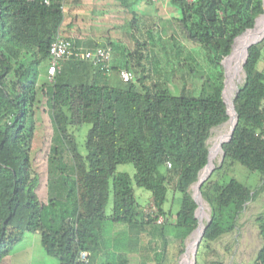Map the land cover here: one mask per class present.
Here are the masks:
<instances>
[{
    "label": "trees",
    "instance_id": "obj_1",
    "mask_svg": "<svg viewBox=\"0 0 264 264\" xmlns=\"http://www.w3.org/2000/svg\"><path fill=\"white\" fill-rule=\"evenodd\" d=\"M67 1L0 0V264L26 233L39 234L59 264L177 263L198 227L192 187L209 161L208 139L229 119L223 60L235 39L255 26L263 0H171L180 10L171 56L188 68L181 73L179 93L149 72L148 42L139 39L123 66L134 73L133 81L120 78L113 85L112 71L70 59L52 79L40 82ZM8 49L20 56L15 59ZM243 71L233 99L238 124L223 144V161L201 186L210 220L196 264H224L213 243L234 232L256 194L230 167L239 163L264 182V38L249 47ZM187 75L201 79L198 94L188 90ZM40 93L54 127L44 201L31 156V119ZM84 126L89 128L81 143L78 132ZM121 164H132L134 174L118 171ZM134 182L150 192L149 212L141 207ZM171 195L178 199L176 211L166 207ZM160 216L163 222L157 221ZM109 223L123 230L109 234ZM259 229L263 245L254 264H264V216ZM81 251L88 252V262Z\"/></svg>",
    "mask_w": 264,
    "mask_h": 264
},
{
    "label": "rangeland",
    "instance_id": "obj_2",
    "mask_svg": "<svg viewBox=\"0 0 264 264\" xmlns=\"http://www.w3.org/2000/svg\"><path fill=\"white\" fill-rule=\"evenodd\" d=\"M71 1L80 2L82 10L77 12L79 15H69L68 23L75 22V27H80L81 24V27L88 31L91 37H94L91 41L98 43L103 42L105 44H110L108 46H113L112 65L118 68L125 66V60L128 58V54L133 52L136 48L137 39L142 43L148 42L147 48L145 49L148 55L145 64L148 66L149 72L154 78L161 76L160 80L166 82L173 92L179 93L181 91L183 87L181 73L188 68L187 66L178 65V62L171 56V36H179L176 31L174 19L180 15V10L171 0H97L96 3L94 0ZM75 16H78L80 20H74ZM259 17H261V15ZM70 18H72V20H69ZM256 24L253 28L256 27ZM75 27L74 29L76 30ZM64 31V28H60L61 35ZM186 45V47H193V45L189 43ZM8 51L15 59L20 56L19 52H12L11 49H8ZM244 56V53L241 52L232 61L230 66L226 63L227 71L229 72L230 70L234 72L231 91L228 90V86H226L228 100L230 97L234 99L236 91L243 83V68L236 69V67L240 62L243 64L245 60ZM226 67L224 66L225 70ZM200 69L204 71V68ZM39 79L40 82L43 80H50L46 72V65L42 68ZM110 80L113 85L119 84L116 72L112 71L110 73ZM186 80L188 82V90L198 94L200 92L201 79L197 76L193 77L187 75ZM38 99L39 102H37L34 107V114L31 119L34 124L31 156L34 168L40 177L38 193L40 198L44 201L47 199L48 155L54 136V127L48 108L45 105V99L41 93ZM229 121L230 120H227L212 129L208 139V146L210 149L221 134L229 130ZM88 128V126H84L82 130L78 132L81 143L85 140ZM221 158L222 151L217 155L215 163L220 162ZM230 168L233 172V176L239 181L255 187L256 194L245 204L244 209L240 212L234 232L224 234L220 237L213 243V248L218 252V256L224 264H254L257 253L263 245L259 234V217L264 216V182L259 184V174L257 172H250L239 163H236ZM117 170L128 171L132 175L135 172V168L132 164H121L117 167ZM133 185L138 200L141 203V207H143L144 211L149 212L152 207L150 192L138 187L135 182ZM193 188L194 185L192 190ZM206 204L207 216L201 213L200 208L198 210L200 225L202 223L206 224L210 217V207L207 202ZM166 207L176 211L179 207L177 197L171 195L170 201ZM111 209L112 201L110 200L107 206V212L110 213ZM122 230L123 228H121V225L113 226L111 223H109L106 228L109 234ZM192 233L186 240L185 251L186 246L188 248V241H190ZM34 236L40 239L38 234L26 233L24 244L30 245L32 243V237ZM145 242L146 238H143V244ZM34 244L33 253L31 254L32 264H59L58 258L47 254L39 240L37 243L34 242ZM185 251L177 258V263L171 261L164 264H182L183 256L186 253ZM212 257H214V254L209 255V258ZM188 264H192V259H189Z\"/></svg>",
    "mask_w": 264,
    "mask_h": 264
},
{
    "label": "built area",
    "instance_id": "obj_3",
    "mask_svg": "<svg viewBox=\"0 0 264 264\" xmlns=\"http://www.w3.org/2000/svg\"><path fill=\"white\" fill-rule=\"evenodd\" d=\"M49 3L50 0H44ZM70 59L88 60L96 66L112 71L113 49L111 46H97L95 48H87L77 45L73 39L63 36L60 33L55 37L49 48L48 56V75L50 79L54 77L62 64ZM120 78L124 82L133 81L134 73L128 68H120L118 71ZM158 222H163V217L157 219ZM81 260L88 262V252L81 251Z\"/></svg>",
    "mask_w": 264,
    "mask_h": 264
},
{
    "label": "bare ground",
    "instance_id": "obj_4",
    "mask_svg": "<svg viewBox=\"0 0 264 264\" xmlns=\"http://www.w3.org/2000/svg\"><path fill=\"white\" fill-rule=\"evenodd\" d=\"M264 31V14L259 17L256 27L253 29H250L248 31H246L241 37H239L235 43V46L233 48V52L231 55L228 56V58L226 59V62L229 66L231 65L232 61L241 53L243 52L245 55L246 52V48L247 46L253 42L254 40L258 39L261 37L262 33ZM242 68V63L240 62L236 69ZM230 69V68H229ZM228 72V71H227ZM234 72H231L229 70L228 72V78H227V86H228V90L231 91V86H232V82H233V77H234ZM229 102H230V114H231V119L229 121V130L223 134H221V136L219 137V139L215 142V144L211 147V157H210V163L208 165V167L206 168V170L203 172V175H205V173L215 167V160L217 155L221 152V145L220 142L222 140H224L226 138V136L230 133L231 127L235 121V112L233 110L232 107V99L231 97L229 98ZM197 198L199 200L200 203V211L201 213L207 216V204L204 200L203 197H201L198 193H197ZM198 208V210H199ZM197 216H198V211H197ZM199 218V216H198ZM200 220V219H199ZM204 223H202L201 225H199V227L196 229V231L192 234L190 241H188V248H187V252L185 253V255L183 256V260H182V264H188L189 259H192L193 257V251L197 242V239L204 227Z\"/></svg>",
    "mask_w": 264,
    "mask_h": 264
},
{
    "label": "crops",
    "instance_id": "obj_5",
    "mask_svg": "<svg viewBox=\"0 0 264 264\" xmlns=\"http://www.w3.org/2000/svg\"><path fill=\"white\" fill-rule=\"evenodd\" d=\"M87 1H91V0H87ZM94 1L96 3L97 0H94ZM80 5H81L80 2H76V1L68 0L67 2H65V5H64L65 17H64V21L61 25V29H63V28L65 29V31L63 33L64 36L70 37L71 39H73V41L78 40L79 42H82V45H80V46L85 47L86 46L85 43H89L94 37H91L89 35L88 31H86L83 27H81V24H80V27H75V25H74L75 22L68 23L69 15H72V16L73 15H79L77 12L82 10V7H80ZM69 20H72V18H70ZM74 20L79 21L80 19L78 18V16H75ZM74 27L76 28V30L74 29ZM112 71L117 73L118 79L120 80V77L118 75L117 70L113 69ZM32 238H33L32 243L30 245L24 244L25 240H23L13 250V252L9 256L6 257L3 264H32L31 254L33 253L32 251H33L34 245H35L34 242L37 243L38 240H39V242H41V237H40V239H38V237H36V236H34Z\"/></svg>",
    "mask_w": 264,
    "mask_h": 264
},
{
    "label": "water",
    "instance_id": "obj_6",
    "mask_svg": "<svg viewBox=\"0 0 264 264\" xmlns=\"http://www.w3.org/2000/svg\"><path fill=\"white\" fill-rule=\"evenodd\" d=\"M263 6H264V0H263ZM264 14V12L261 14V16ZM258 19H259V17H257V19H256V23H257V21H258ZM255 23V24H256ZM251 29H253V28H251ZM248 30H250V29H247L246 31H248ZM245 31V32H246ZM245 32H243L241 35H239L236 39H235V42H234V44H233V48H234V46H235V43H236V41H237V39L239 38V37H241ZM264 38V31H263V33H262V35H261V37L260 38H258V39H256V40H254L253 42H251L248 46H247V48H246V52H245V56H244V59L246 60L247 59V56H248V49H249V47L251 46V45H253V44H255V43H257V42H259V41H261L262 39ZM232 52H233V49H232V51H231V53L229 54V55H231L232 54ZM228 55V56H229ZM228 56L223 60V65L226 67V59L228 58ZM242 68H243V64H242ZM227 78H228V72H227V67H226V70H225V81H224V88H223V98H224V101H225V103H226V105H227V111H228V114H229V119L228 120H230L231 119V114H230V102H229V100H228V97H227V94H226V86H227ZM239 89V88H238ZM238 91V90H237ZM236 91V92H237ZM232 107H233V110H234V112H235V121H234V123H233V125H232V127H231V130H230V133L226 136V138L224 139V140H222L221 142H220V147H221V151H222V158H221V161H223V159H224V156H225V154H224V152H223V144L225 143V142H228V141H230L231 140V138H232V136H233V133H234V130H235V128H236V126H237V124H238V118H239V116H238V113H237V111H236V108H235V104H234V100L232 99ZM210 157H211V149L209 148V161H208V163H207V165L203 168V170L201 171V173H200V175H199V180L197 181V183L194 185V188H193V197H194V199H195V201L197 202V204H198V207H197V209H196V213H195V216H196V218L198 219V227H199V225H200V220H199V218H198V216H197V211H198V208H199V206H200V203H199V200H198V198H197V193L201 196V197H203V195H202V192H201V186H202V184H203V182L211 175V173L213 172V170H214V167L213 168H211V169H209L206 173H205V175H203V172L206 170V168L208 167V165H209V163H210ZM208 220H210V217L208 218ZM197 227V228H198ZM196 228V229H197ZM196 229L193 231V233L196 231ZM205 229H206V224L204 225V227H203V229H202V231H201V233H200V235H199V237H198V239H197V242H196V245H195V248H194V251H193V257H192V264H195L196 263V255H197V251H198V247H199V244H200V242H201V240H202V238H203V235H204V233H205ZM192 233V234H193ZM185 252H187V246H186V251Z\"/></svg>",
    "mask_w": 264,
    "mask_h": 264
}]
</instances>
